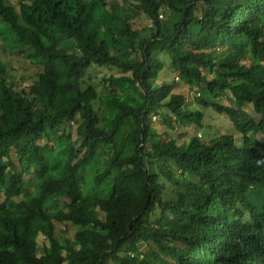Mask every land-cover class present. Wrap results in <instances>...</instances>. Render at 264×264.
<instances>
[{
    "label": "trees",
    "instance_id": "1",
    "mask_svg": "<svg viewBox=\"0 0 264 264\" xmlns=\"http://www.w3.org/2000/svg\"><path fill=\"white\" fill-rule=\"evenodd\" d=\"M131 1L150 21V37L140 38L129 17L106 12V0H21L18 8L0 0L1 46L41 67L16 91L0 63V264H264V142L256 139H264V0ZM199 2L194 19L187 9ZM165 9L177 16L168 34L159 20ZM157 53L205 94L196 98L199 106L228 111L216 100L230 92L247 134L238 142L228 135L181 145L158 134L150 119L163 109L197 126L203 114L172 93L174 83L154 85L151 75L164 66ZM245 55L252 65L240 69L233 60ZM93 65L123 74L103 79L110 90L104 96L81 79ZM76 117L78 148L58 132ZM43 139L55 144L53 162ZM149 140L155 142L147 149ZM150 161L172 162L197 182L152 173ZM163 181L174 198H162ZM62 200L64 209L50 211L51 201ZM55 222L77 228L72 240L57 236ZM39 236L47 241L41 248ZM149 241L156 252L119 254L125 244Z\"/></svg>",
    "mask_w": 264,
    "mask_h": 264
},
{
    "label": "rangeland",
    "instance_id": "2",
    "mask_svg": "<svg viewBox=\"0 0 264 264\" xmlns=\"http://www.w3.org/2000/svg\"><path fill=\"white\" fill-rule=\"evenodd\" d=\"M21 0H5V3L15 8H18V3ZM28 1V0H23ZM106 12L112 10L119 13L120 16H127L129 20L135 24V29L138 30L140 38L150 37L151 33L154 32V29H150V21L147 20L141 13L135 10V3L131 0H106ZM203 9V4L201 2L196 5H190L187 9V13L194 19L200 17L201 11ZM130 10V11H129ZM161 18L159 20L162 23V27L165 32H171L173 29L174 22L176 20V15L170 13L168 10H162L160 12ZM96 21V26H98ZM168 34V33H167ZM138 42V41H137ZM222 50H215V54L218 55ZM158 59L163 63V69L160 73L152 74L151 78L154 80V85H160L161 82L167 84L174 83V88L172 93L182 95L185 98V104L187 108L192 111H199L203 114V119L200 126H197L195 123L188 121L178 122L175 118L167 116V111L165 109L161 110L162 115L152 116L150 119L151 126L157 131L158 134L165 133L168 139H172L176 144L181 145L187 143L192 138H197L199 141L205 144H210L215 140H218L222 136H232L238 142L244 135L247 133L244 130V126L240 120L241 110L235 106L232 102V96L230 92H226L217 98V103L223 107L229 108L228 111L222 113L216 112L213 108H205L199 106L196 103V98H203L205 94L196 89H190L184 80L179 79L177 73L173 70L171 65V60L169 57L164 56L160 53H157ZM237 67L240 69L243 67H249L252 65L250 61L247 60V55L241 58L240 60H233ZM0 63L7 65V73L4 75V80L6 84H9L11 81L14 83V88L16 91H20L23 88L30 86L36 79V74L41 71V67L37 64L30 63L21 53L15 51H8L1 46L0 42ZM123 74L118 70L112 67H97L92 66L89 69L85 70L82 74V80L85 85L93 87L99 96H104L109 93L110 90L105 89L102 85V81L109 76H122ZM200 93V95H198ZM100 104L96 101L93 103V108L98 109ZM252 118L258 120L259 115L254 111L252 106L247 105L244 109ZM103 112L99 111L100 122H102L104 115ZM163 114L168 120V124H164L161 116ZM73 122V123H71ZM68 121L62 126L59 127L58 132L65 131L66 134H70L72 140L74 141V148H78L80 145V140L76 138L75 130L76 124L80 122L78 117L73 121ZM102 125V124H101ZM132 123H127L124 125V130L130 129ZM199 135V136H198ZM256 139L260 142H264L262 136L257 135ZM155 140H149L146 144V148L150 149V146ZM42 151L48 157L50 162H53L56 155V147L54 143L49 142L47 139H43L39 142ZM11 158L16 159L15 148L11 150ZM148 169L152 173H160L164 171H170L177 178H182L187 182L195 183L197 179L191 175H183L180 171V168L174 165L172 162L163 163L161 161H150L146 163ZM93 171L86 173L85 181L90 184L91 176ZM26 184L29 187L28 190H34V180L35 176L33 174L25 176ZM1 182V181H0ZM164 186V192L162 195L163 199L170 200L175 197V190H172L164 181L161 182ZM22 200L18 198L17 201ZM3 201L1 184H0V203ZM66 201L62 200L60 202L51 201L49 204L50 211H56L59 209H64L66 207ZM233 216H237L235 213H232ZM158 211L150 216V223H155L157 221ZM248 215L245 213V220H247ZM56 234L57 236H62L64 238L71 239L73 238L74 233L77 231V228L73 225H65L63 223L55 222ZM35 243L41 248L43 245L47 244V241L39 236ZM83 251L82 249H79ZM154 244L149 242H139L137 246L133 247L128 244H125L124 247L119 252L120 255L123 254H133L141 258L142 255L146 253L156 252ZM162 255L170 260V258L164 253H157ZM167 259V260H168ZM106 264H112L111 261H108Z\"/></svg>",
    "mask_w": 264,
    "mask_h": 264
},
{
    "label": "built area",
    "instance_id": "3",
    "mask_svg": "<svg viewBox=\"0 0 264 264\" xmlns=\"http://www.w3.org/2000/svg\"><path fill=\"white\" fill-rule=\"evenodd\" d=\"M159 18H161V16H159ZM151 26V25H150Z\"/></svg>",
    "mask_w": 264,
    "mask_h": 264
},
{
    "label": "clouds",
    "instance_id": "4",
    "mask_svg": "<svg viewBox=\"0 0 264 264\" xmlns=\"http://www.w3.org/2000/svg\"><path fill=\"white\" fill-rule=\"evenodd\" d=\"M198 95H200V93H198ZM199 136V135H198Z\"/></svg>",
    "mask_w": 264,
    "mask_h": 264
}]
</instances>
